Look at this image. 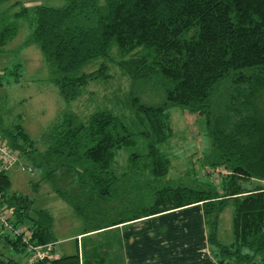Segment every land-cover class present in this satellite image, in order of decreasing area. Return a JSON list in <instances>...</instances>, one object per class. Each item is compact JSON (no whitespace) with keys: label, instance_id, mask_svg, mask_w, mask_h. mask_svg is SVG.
Instances as JSON below:
<instances>
[{"label":"trees","instance_id":"1","mask_svg":"<svg viewBox=\"0 0 264 264\" xmlns=\"http://www.w3.org/2000/svg\"><path fill=\"white\" fill-rule=\"evenodd\" d=\"M21 18L30 29L24 43L39 47L66 101L106 79L109 61L131 79L124 110L107 104L84 116L67 110L40 137L44 158L75 170L71 191H58L82 217V232L200 203L218 264H264V109L255 102L264 92V0H0V49L17 34ZM92 61L98 66L85 70ZM141 86L158 91L159 101H143ZM173 105L199 113L209 139L193 185L165 180L170 159L159 144L172 135ZM0 137L19 155L38 150V140L19 122L0 123ZM121 148L133 149L129 171L118 172ZM10 185L1 170L0 202L13 207L14 223L27 227L34 241L55 245L50 211L34 208L29 195ZM133 190L135 205L124 198ZM228 201L232 240L226 243L217 227ZM23 246L20 236L0 228V264H41L20 259ZM57 253L50 264H81L79 250Z\"/></svg>","mask_w":264,"mask_h":264},{"label":"rangeland","instance_id":"2","mask_svg":"<svg viewBox=\"0 0 264 264\" xmlns=\"http://www.w3.org/2000/svg\"><path fill=\"white\" fill-rule=\"evenodd\" d=\"M19 1L26 5L37 3L62 5L66 0ZM19 7V5L14 6L13 10ZM19 23L17 34L6 43L3 49H0V79L3 80L0 84V123L10 126L19 122L32 138L38 140V150L31 153L33 156L27 153L19 155L15 162L6 169L11 179L10 190L29 195L33 200L34 208H46L50 211L53 216L52 232L57 251L73 253L79 250L81 253L83 251V257L86 258L95 254L90 253L96 247L98 252L96 255L106 256L108 253L104 247L108 246V233L87 235L79 239V242L77 241V234L82 232L84 221L58 191L60 188L71 191L76 182L75 170L67 164L58 165L54 159L48 161L44 158L45 144L40 137L47 127L67 110H72L80 116L104 104L114 106L118 111L124 110L121 102L132 89L131 79L118 64L109 61V76L106 79L92 81L84 93L73 100L66 101L49 79V65L39 47L34 43H24L30 31L27 20L21 18ZM114 50L116 51V47ZM97 66L98 63L92 61L87 63L84 69L91 70ZM17 75L19 76L18 81L14 79ZM137 92L145 102L159 101V92L154 88L141 86L137 88ZM255 102L260 109H264V92ZM169 110L173 132L170 138L159 144L162 152L170 159V167L165 180L172 184L193 185L196 179L201 177L204 156L210 151L203 119L199 113L189 112L177 105L171 106ZM132 150V148L118 150L116 155L118 172L131 170L127 155ZM49 170L52 171L50 176H47ZM217 177L216 174L214 178L217 179ZM135 194L136 190L129 194L126 193L125 201H129L132 197L131 201L135 205ZM184 212L165 215L157 223L165 224L167 229L173 226L176 229L173 230L175 237L169 239L170 247L168 246L169 250L173 251L170 254L172 259L177 261L183 257L184 264H194L192 261L197 256L195 254L198 253L200 245L199 236L204 233V225L205 230L209 228V225L205 223L201 215L197 219L195 215L189 214L192 211ZM232 214L233 204L232 201H228L219 214L217 227L218 238L226 243L232 240ZM186 217H193V220L188 223L190 227L185 231L186 239L183 238L184 247H182L180 240L182 231L178 229ZM152 223L155 222L152 221ZM208 252L210 253L209 249ZM19 257L29 261L25 252H21ZM176 261L171 260L169 264H176Z\"/></svg>","mask_w":264,"mask_h":264},{"label":"crops","instance_id":"3","mask_svg":"<svg viewBox=\"0 0 264 264\" xmlns=\"http://www.w3.org/2000/svg\"><path fill=\"white\" fill-rule=\"evenodd\" d=\"M184 211H192L189 214L195 215L197 219L201 215L203 219L199 203L122 222L97 232L78 233L76 238L78 242L79 239L87 235H98L104 232H108L111 235V239H108V247H110L108 255L99 257L96 255L97 251L92 250L95 254L85 258L82 251V253L80 252L81 264H169L171 260L176 261L170 255L173 251L169 250V239L175 237L173 230L176 229L174 226L171 229H167L165 224L157 222L165 215L185 213ZM185 219L178 229L182 231V234H180L182 247H184L182 243L186 235L185 231L190 227L188 223L190 220H193V217H186ZM152 221L155 223H152ZM203 231L204 233L199 236L200 245L198 244V253L195 254L197 256L193 259L192 263L218 264L215 258L208 252L205 225ZM176 264H184L183 257L177 259Z\"/></svg>","mask_w":264,"mask_h":264},{"label":"built area","instance_id":"4","mask_svg":"<svg viewBox=\"0 0 264 264\" xmlns=\"http://www.w3.org/2000/svg\"><path fill=\"white\" fill-rule=\"evenodd\" d=\"M18 156V149L13 148L6 139L0 137V171L6 170L15 162ZM218 169H215L213 177L218 173ZM0 228L9 234L20 236L24 242L23 251L27 254L30 262L39 261L41 264H50L49 260L58 256L54 242L39 243L31 239L32 232L27 227L14 223L13 207L1 202Z\"/></svg>","mask_w":264,"mask_h":264}]
</instances>
